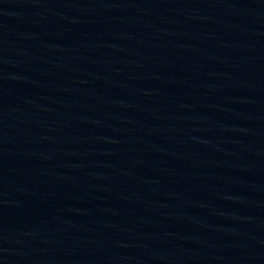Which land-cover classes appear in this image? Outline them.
<instances>
[{"label":"water","instance_id":"95a60500","mask_svg":"<svg viewBox=\"0 0 264 264\" xmlns=\"http://www.w3.org/2000/svg\"><path fill=\"white\" fill-rule=\"evenodd\" d=\"M0 264H264V0H0Z\"/></svg>","mask_w":264,"mask_h":264}]
</instances>
